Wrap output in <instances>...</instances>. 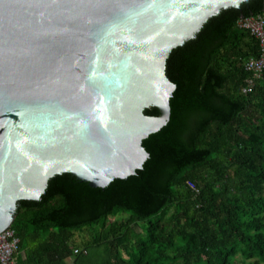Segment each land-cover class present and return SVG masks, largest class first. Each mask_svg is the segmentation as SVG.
I'll list each match as a JSON object with an SVG mask.
<instances>
[{
	"label": "trees",
	"instance_id": "16d2710c",
	"mask_svg": "<svg viewBox=\"0 0 264 264\" xmlns=\"http://www.w3.org/2000/svg\"><path fill=\"white\" fill-rule=\"evenodd\" d=\"M257 15L264 0L222 10L172 50L169 121L141 171L104 189L55 176L17 204L16 264H264V72L243 94L259 44L237 26Z\"/></svg>",
	"mask_w": 264,
	"mask_h": 264
},
{
	"label": "water",
	"instance_id": "95a60500",
	"mask_svg": "<svg viewBox=\"0 0 264 264\" xmlns=\"http://www.w3.org/2000/svg\"><path fill=\"white\" fill-rule=\"evenodd\" d=\"M250 1L0 0V233L55 176L104 189L141 171L170 117V53Z\"/></svg>",
	"mask_w": 264,
	"mask_h": 264
},
{
	"label": "built area",
	"instance_id": "2783aa9c",
	"mask_svg": "<svg viewBox=\"0 0 264 264\" xmlns=\"http://www.w3.org/2000/svg\"><path fill=\"white\" fill-rule=\"evenodd\" d=\"M240 29L248 31L255 37L259 44V56L257 58H249L244 62V69L250 73L252 77L246 81L242 89L243 94H249L254 87V81L259 79L264 72V16L243 17L237 21ZM188 186L192 190H196L195 186L188 182ZM19 239L15 236L11 228L0 233V264H16L15 255L18 253ZM78 251L75 250L76 254ZM86 254V251H83Z\"/></svg>",
	"mask_w": 264,
	"mask_h": 264
},
{
	"label": "rangeland",
	"instance_id": "374dc122",
	"mask_svg": "<svg viewBox=\"0 0 264 264\" xmlns=\"http://www.w3.org/2000/svg\"><path fill=\"white\" fill-rule=\"evenodd\" d=\"M127 219H125V221H126ZM89 238V236H88V234L85 232L83 235H79V234H75V237H74V239H73V242H75V243H81V241L84 239V240H87ZM91 254L93 255V257H95V258H99V256H101V255H98L97 253H96V251H94V250H91ZM174 264H176V263H174Z\"/></svg>",
	"mask_w": 264,
	"mask_h": 264
}]
</instances>
